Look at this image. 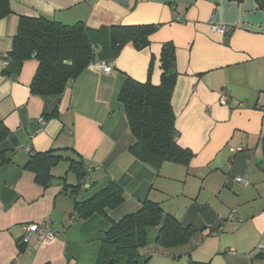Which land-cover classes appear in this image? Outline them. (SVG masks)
<instances>
[{"label": "crops", "instance_id": "obj_1", "mask_svg": "<svg viewBox=\"0 0 264 264\" xmlns=\"http://www.w3.org/2000/svg\"><path fill=\"white\" fill-rule=\"evenodd\" d=\"M10 7L12 13L0 21V72L19 16L43 15L65 25L82 22L90 29L119 24L158 28L148 48L124 47L109 74L95 62L69 83L58 100L57 117L44 120L42 116L54 109L52 97L41 98L29 91L34 60L20 66L10 63V74L0 76V122L7 132L0 150L6 149L9 158L7 163L0 160V264H51L57 257L53 250L60 243L55 241L36 251L33 241L24 254L19 253L24 226L48 221L59 197H64L56 196L57 187L36 186L32 175L22 169L29 150L72 148L92 169L85 187L91 189L89 193L108 180L116 182L124 202L107 210L113 221L136 212L145 198L158 202L177 219L180 208L165 206L160 195H155V189L167 193L162 185L154 187L156 172L128 153L134 139L117 100L125 76L146 81L152 57L150 80L159 84L158 56L165 42H172L176 49L177 78L171 97L176 141L194 154L186 168L201 181L216 179L218 185L212 191L230 197L227 221L248 234L249 239L241 242L243 254L264 259L258 254L264 248V0H128L126 6L118 0H11ZM210 23L231 27L232 32H213ZM222 93L228 98L225 104L220 100ZM236 177L245 178L246 183H236ZM89 193H81L78 200H86ZM186 208L178 220L197 231L209 229L222 247V235L216 232L225 227L226 218H220L209 204ZM91 218L102 228L98 231L108 229V221ZM73 223L81 222L74 219ZM148 246L158 250L156 244ZM230 247L225 250L234 253ZM28 249L35 253L33 259ZM173 252L166 257L188 255L189 260L202 261L193 258L194 250L176 251L179 256Z\"/></svg>", "mask_w": 264, "mask_h": 264}, {"label": "trees", "instance_id": "obj_2", "mask_svg": "<svg viewBox=\"0 0 264 264\" xmlns=\"http://www.w3.org/2000/svg\"><path fill=\"white\" fill-rule=\"evenodd\" d=\"M10 2L0 0V21L12 13ZM157 28L154 24H119L90 29L82 22L65 25L43 15L19 16L11 47L3 58L4 69L0 76L10 74L7 69L10 63L20 66L25 61L34 60L36 69L29 91L41 98L52 97L55 100L54 109L42 116L44 120L57 117L58 100L69 83L95 62L112 65L126 46L136 51L148 48L150 36ZM154 60V57L150 59L145 82L124 77L117 100L134 139L128 153L158 173L164 163L187 167L194 154L180 147L176 141L178 132L171 106L177 78L176 49L173 43L165 42L161 45L158 56L161 76L158 85H153L150 80ZM6 136L5 126L0 122V141ZM6 154V149L0 150L2 163L9 162ZM61 162L67 163L66 173L74 175L75 185L68 184L65 176L53 174L52 171ZM22 169L32 175L33 183L41 189L57 187L56 196L73 197L70 223L74 219L81 221L94 215L102 216L109 222L108 229L97 234L95 264H147L148 259L140 257L141 248L153 244L163 248H177L186 244L197 232L191 225H184L165 212L158 202L148 198L141 202L136 212L126 214L117 221L111 220L107 210L116 209L124 202L122 188L111 180L86 200L79 201V193L86 190L92 169L84 164L72 148L41 153L29 150ZM26 246L21 243L19 253H24ZM258 254L264 258L261 249H258ZM189 264L205 263L191 261Z\"/></svg>", "mask_w": 264, "mask_h": 264}, {"label": "rangeland", "instance_id": "obj_3", "mask_svg": "<svg viewBox=\"0 0 264 264\" xmlns=\"http://www.w3.org/2000/svg\"><path fill=\"white\" fill-rule=\"evenodd\" d=\"M66 170L67 163L61 162L52 172L58 177L65 176L68 184L75 185L74 175L70 172L66 173ZM195 176L193 172L188 171L183 165L164 163L159 168L158 173H155L154 187L157 188L159 185H162L167 193L166 195H162L155 189L157 193L155 195H160L165 206L180 208L181 211L177 212L176 216L179 220L185 216L187 212L186 207L192 206L194 203L195 206L197 204H209L211 208L216 209L220 218H226L224 220L225 227L219 228L218 232H216L220 236L222 235V247H220V242H218V236L216 237V234H211L209 229H205L195 232L181 248H163L158 245L155 246L158 249L157 251L149 248L150 246L141 248L139 250L141 259H148L147 264H189L192 260H189L188 255L171 259L172 257H166V253L175 251L173 252L174 255L179 256L176 251H182L183 254V252L194 250L193 258L196 260L200 259L202 260L201 263L205 264H264V259H252L243 254L241 242L249 239L247 238L248 234L244 230L236 229L237 223L227 221V216L229 215L228 208H230L227 203L230 202V197H227L226 192L218 195L212 191L218 185L215 183L216 179L208 178L205 181H201L198 179V176ZM90 190H83L79 195L81 193H89ZM97 190L91 191L89 195L91 196ZM72 211L73 197L71 195L59 197L56 207L52 209L51 215L47 218L51 228L55 231L53 241L60 243L59 248L56 247L53 250V254L57 255V257L51 264H95L98 248L97 234L102 233L98 231L99 229L102 230V228H100V225L93 218L81 220L80 224H70L67 220ZM94 216L106 220L102 216ZM52 220L54 221L53 226L51 224ZM62 222L64 223L62 224ZM33 241H35L34 248L36 251V247H38L36 246V236L31 237L27 243V247L31 246ZM53 241L44 244L52 245ZM227 245L231 246L230 248L234 250V253L225 250ZM27 253L33 259L35 253L30 252V249H28ZM28 255L26 256L29 257ZM28 263H30V260Z\"/></svg>", "mask_w": 264, "mask_h": 264}, {"label": "built area", "instance_id": "obj_4", "mask_svg": "<svg viewBox=\"0 0 264 264\" xmlns=\"http://www.w3.org/2000/svg\"><path fill=\"white\" fill-rule=\"evenodd\" d=\"M178 21H181L182 19H177ZM210 30L213 32H218L224 35L230 34L232 32V28L228 26H218L214 25L212 23L209 24ZM100 69L105 74H109L112 71V65L107 63H98L97 64ZM227 96L225 93H222L220 95V100L222 104H225L227 102ZM40 122L43 124V121L40 120ZM236 183L239 184H245L246 180L243 177H236L234 179ZM232 218V215L230 216ZM24 235L22 236L21 243L27 244L31 238V236H36V246H40L44 243L51 242L54 240L55 231L51 228L50 223L48 221L41 222V223H30L24 226ZM262 255L264 256V248L261 249Z\"/></svg>", "mask_w": 264, "mask_h": 264}, {"label": "water", "instance_id": "obj_5", "mask_svg": "<svg viewBox=\"0 0 264 264\" xmlns=\"http://www.w3.org/2000/svg\"><path fill=\"white\" fill-rule=\"evenodd\" d=\"M127 2L128 0H118V4H120L121 6H126Z\"/></svg>", "mask_w": 264, "mask_h": 264}]
</instances>
